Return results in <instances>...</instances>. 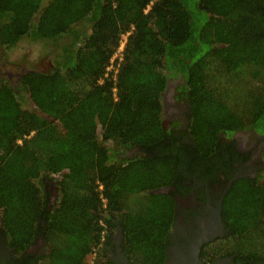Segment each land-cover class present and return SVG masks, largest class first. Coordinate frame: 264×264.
<instances>
[{"label": "trees", "instance_id": "obj_1", "mask_svg": "<svg viewBox=\"0 0 264 264\" xmlns=\"http://www.w3.org/2000/svg\"><path fill=\"white\" fill-rule=\"evenodd\" d=\"M26 41L56 63L0 83V230L16 264L39 236L50 253L36 264H85L94 250L93 264H117L118 229L130 264H164L174 205L152 191L184 159L163 128L162 93L182 79L188 163L231 176L223 135H264V0H0V47ZM58 173L50 207L44 189ZM223 219L232 251L264 255V165L233 183Z\"/></svg>", "mask_w": 264, "mask_h": 264}, {"label": "flooded vegetation", "instance_id": "obj_2", "mask_svg": "<svg viewBox=\"0 0 264 264\" xmlns=\"http://www.w3.org/2000/svg\"><path fill=\"white\" fill-rule=\"evenodd\" d=\"M25 72V71H24ZM15 74L18 82L21 74ZM3 79V80H2ZM9 78L0 77L1 83ZM7 79V80H6ZM168 86L163 95V128L170 141H177L184 165L176 166L174 181L169 186L153 190L154 194H170L173 203L174 221L170 229L164 264H181L188 259V264H264L261 250H254L251 254L232 251L229 238L230 231L223 219V204L233 183L240 178H256L264 165V135L255 130H240L233 137L223 135L224 144L234 142L236 154L231 157L225 146V152L219 159L229 166L231 176L215 171L213 165L200 167L199 163L189 164L186 160L187 151L193 149L192 140L188 134L189 112L185 102L177 100V88L181 78ZM12 82V80H8ZM246 131L247 135L241 132ZM250 142V144H249ZM141 152L140 148L126 151L124 158H132ZM183 155H185L183 157ZM225 159H223V158ZM51 184L44 193L49 195L50 207L59 199V189L55 180L47 181ZM46 182V183H47ZM47 186V185H46ZM47 190V191H46ZM1 222V217H0ZM219 235L213 241L204 243L200 249L199 260H195L196 242L211 234ZM122 234L118 229L115 235L116 249L112 259L117 264H130L121 248ZM49 246L44 238H39L27 249L25 256L30 257L28 264H36L37 259L49 254ZM23 255V254H21ZM19 255L20 257H22ZM17 253L10 250L4 233L0 230V264H16ZM40 262V261H39Z\"/></svg>", "mask_w": 264, "mask_h": 264}, {"label": "rangeland", "instance_id": "obj_3", "mask_svg": "<svg viewBox=\"0 0 264 264\" xmlns=\"http://www.w3.org/2000/svg\"><path fill=\"white\" fill-rule=\"evenodd\" d=\"M223 27L217 26V29L221 30L222 28L226 32H231L230 28H228L226 25ZM45 47L46 46L44 43H31L29 41L21 43L17 46V48L12 50H6L5 48L0 47V77L4 76L5 78H9L13 81V84L16 85L18 83V79L16 78L15 74L18 75L22 73V71L24 72L30 69L48 71L50 68L54 67L56 60L55 54L50 52ZM120 56L121 54H119V57ZM112 69L113 68L111 67L110 70ZM178 80V78H174L168 81L166 88L162 93V97L166 93L168 86H171L172 83L175 84ZM24 107L35 111L40 115L38 108L35 107L30 97L26 94L24 96ZM241 134L247 135L246 131H242ZM40 187L43 188L42 185H40ZM43 263H47V261L45 260Z\"/></svg>", "mask_w": 264, "mask_h": 264}, {"label": "built area", "instance_id": "obj_4", "mask_svg": "<svg viewBox=\"0 0 264 264\" xmlns=\"http://www.w3.org/2000/svg\"><path fill=\"white\" fill-rule=\"evenodd\" d=\"M126 39H127V35L124 36V41H122L121 46H120L118 52L115 54V57H114V59L112 60V62H114L115 59H116L117 57H119V54H121V56L119 57L120 60H121L122 52L124 51V48H125V45H126ZM110 69H111V68H110ZM35 107H36V106H35ZM36 108H37V107H36ZM62 177H63L62 173L52 174V175H51V179H54V180H56V181L62 179ZM104 235H105V232H103V238H102V240H104ZM97 254H98L97 250H94V251L88 256L87 261H86L85 264H93V263L96 261V259H97Z\"/></svg>", "mask_w": 264, "mask_h": 264}, {"label": "water", "instance_id": "obj_5", "mask_svg": "<svg viewBox=\"0 0 264 264\" xmlns=\"http://www.w3.org/2000/svg\"><path fill=\"white\" fill-rule=\"evenodd\" d=\"M22 76V74H21ZM20 76V77H21ZM219 235H217V233H214V234H211L210 236L208 237H203V238H200L197 242H196V250H195V260L196 262H198L199 260V253H200V249L201 247L203 246L204 243H208L210 241H213L214 239H216ZM188 259H184L183 263L181 264H188ZM200 264H202L200 261H199Z\"/></svg>", "mask_w": 264, "mask_h": 264}, {"label": "crops", "instance_id": "obj_6", "mask_svg": "<svg viewBox=\"0 0 264 264\" xmlns=\"http://www.w3.org/2000/svg\"><path fill=\"white\" fill-rule=\"evenodd\" d=\"M46 185H47V186H46V188H45V189H47V187H48V188H50V186H51V184H50V183H48V182L46 183ZM45 189H44V191H45ZM46 191H47V190H46Z\"/></svg>", "mask_w": 264, "mask_h": 264}, {"label": "clouds", "instance_id": "obj_7", "mask_svg": "<svg viewBox=\"0 0 264 264\" xmlns=\"http://www.w3.org/2000/svg\"><path fill=\"white\" fill-rule=\"evenodd\" d=\"M53 180V179H52ZM43 189V188H42Z\"/></svg>", "mask_w": 264, "mask_h": 264}]
</instances>
